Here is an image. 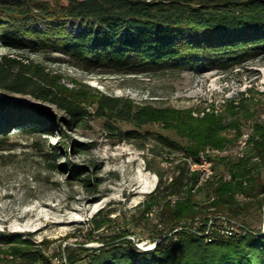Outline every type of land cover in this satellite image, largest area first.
I'll return each instance as SVG.
<instances>
[{
	"label": "trees",
	"instance_id": "1",
	"mask_svg": "<svg viewBox=\"0 0 264 264\" xmlns=\"http://www.w3.org/2000/svg\"><path fill=\"white\" fill-rule=\"evenodd\" d=\"M33 13L50 27L39 31L17 26L15 21ZM64 20L86 24L76 32H66ZM25 35L36 45L51 44L92 68L119 74L157 72L167 63L184 69L200 61L226 70L264 54V0H0L1 39L19 45ZM46 78L36 67L0 56L1 90L54 103L67 111L71 121L88 114L79 103L55 93ZM234 101L225 103L230 116L243 107L241 98ZM8 103L0 101V110L5 111L0 133L11 119ZM27 111L32 116L21 117H28L31 128L48 118L38 106ZM96 115L104 117L110 129H117L110 118L136 128L161 121L186 142L170 180L159 174L153 196L145 202L147 211L159 208L156 224L162 228L151 239H161L150 249L137 247L124 234L103 239L99 247L79 246L84 253L82 264H264V122H253L242 157H216L213 174L200 182L199 172L188 167L187 158L198 160V151L205 146L222 148L234 142L240 134L236 118L225 120V115L214 110L193 118L189 112L105 95L96 99ZM229 129L235 137L221 135ZM218 162L225 165L226 174H216ZM196 191H204L202 203L193 198ZM254 214L260 217L259 227L250 221ZM9 239L10 263L0 264H47L41 250L28 240ZM77 260L68 253L66 264Z\"/></svg>",
	"mask_w": 264,
	"mask_h": 264
},
{
	"label": "rangeland",
	"instance_id": "2",
	"mask_svg": "<svg viewBox=\"0 0 264 264\" xmlns=\"http://www.w3.org/2000/svg\"><path fill=\"white\" fill-rule=\"evenodd\" d=\"M15 23L39 31L51 25L36 13ZM85 24L63 21L66 32H76ZM2 55L42 70L55 93L79 103L88 114L71 121L67 111L54 103L0 89V101L11 106L9 126L0 133V263H10L6 251L11 243L7 241L16 236L40 249L47 264H66L68 253L77 256L75 264H82L84 253L77 247H99L103 239L118 234L130 237L134 245L161 239H151L162 228L156 224L159 208L147 211L145 202L152 198L159 174L170 180L186 138L157 120L136 128L128 121L110 118L117 129L107 128L105 118L96 115L98 96L189 112L193 118L211 110L225 115V120L236 118L239 135L233 129L221 132L227 138L236 136L234 142L199 150H224L209 157L206 175L205 167H197L200 182L213 174L216 157H242L253 122H264V54L226 70L200 61L184 69L167 63L157 72L119 74L92 68L51 44L36 45L25 35L19 45L0 37ZM232 98L234 102L241 98L243 106L234 116L225 111L226 101ZM35 105L48 118L31 128L28 117L21 116H32L27 109ZM4 113L0 110V119ZM216 164V174H226L225 165ZM193 198L202 203L204 191H196ZM250 221L255 227L261 225L257 214Z\"/></svg>",
	"mask_w": 264,
	"mask_h": 264
},
{
	"label": "bare ground",
	"instance_id": "3",
	"mask_svg": "<svg viewBox=\"0 0 264 264\" xmlns=\"http://www.w3.org/2000/svg\"><path fill=\"white\" fill-rule=\"evenodd\" d=\"M247 140V139H246ZM241 144H242V148L244 149L245 148V146H246V141L245 140H243V141H241ZM242 149V150H243ZM241 150V155L243 154V151ZM203 152H205V154L202 156V160H201V162H197V161H193L191 158H187V160L186 161H188V163H189V166L188 167H190V169L191 170H198L197 169V167H205V169H204V171H203V173L206 175V168L210 165V160H209V157L210 156H216V155H218V154H220V153H222L223 151H220V150H217V149H210V148H206V149H204V150H202ZM211 153H213V154H211ZM198 160H199V154H198ZM190 170V171H191ZM202 173V172H201ZM209 175H207V177H208ZM150 244V243H149Z\"/></svg>",
	"mask_w": 264,
	"mask_h": 264
},
{
	"label": "water",
	"instance_id": "4",
	"mask_svg": "<svg viewBox=\"0 0 264 264\" xmlns=\"http://www.w3.org/2000/svg\"><path fill=\"white\" fill-rule=\"evenodd\" d=\"M262 221H264V210H262ZM130 238V237H128ZM159 239H155L153 243H150V244H147V245H141V244H136L137 247L141 248V249H150L152 247H154V245L156 244V242L158 241ZM88 247H92L94 245L90 244V245H86Z\"/></svg>",
	"mask_w": 264,
	"mask_h": 264
},
{
	"label": "built area",
	"instance_id": "5",
	"mask_svg": "<svg viewBox=\"0 0 264 264\" xmlns=\"http://www.w3.org/2000/svg\"><path fill=\"white\" fill-rule=\"evenodd\" d=\"M205 154V152H203V151H199V160H195V161H197V162H201V160H202V156Z\"/></svg>",
	"mask_w": 264,
	"mask_h": 264
}]
</instances>
